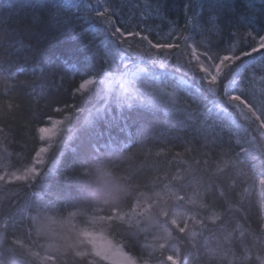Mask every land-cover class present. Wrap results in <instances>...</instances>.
<instances>
[{
  "label": "snow or ice",
  "instance_id": "6c2138e0",
  "mask_svg": "<svg viewBox=\"0 0 264 264\" xmlns=\"http://www.w3.org/2000/svg\"><path fill=\"white\" fill-rule=\"evenodd\" d=\"M229 7L227 0H215V14L201 17L197 38L189 32L196 23L191 3L184 9L193 14L161 35L153 15H167L162 0H145L142 8L139 0H96L85 6L84 19L99 25L91 34L66 14L54 19L76 48L60 54L42 52L39 37L10 33L0 19V81L5 95L19 90L3 112L27 105L34 123L29 131L39 141L30 155L11 153L4 142L9 133L0 126V264H189L193 257L201 264H264V88L257 94L247 86L250 70L254 80L255 68H264V27L226 21L221 12ZM69 70L81 76L70 89L74 102L41 106ZM259 79L264 83V75ZM81 116L74 135L86 160L131 159L137 134L152 122L173 119L192 130L185 153L204 159L175 172L168 161L163 177L159 163L149 166L155 175L142 178L131 169L115 191L98 197L102 206L90 204L80 186V199L65 216L58 205L72 197L52 183L60 157L49 153L53 138ZM241 130L236 152L233 135ZM88 174L82 168L75 179ZM97 174L111 176L99 166ZM252 177L261 188L255 228L237 218L243 210L245 223L251 219L243 203L249 189L239 199L236 192Z\"/></svg>",
  "mask_w": 264,
  "mask_h": 264
},
{
  "label": "trees",
  "instance_id": "16d2710c",
  "mask_svg": "<svg viewBox=\"0 0 264 264\" xmlns=\"http://www.w3.org/2000/svg\"><path fill=\"white\" fill-rule=\"evenodd\" d=\"M96 0H0V19L5 23L4 26L10 33L22 34L28 38L39 37L41 40L42 52H56L57 54L64 52H74L76 50L75 45L66 36L59 33L55 18L63 19L65 14L74 18L77 21V27H83L84 30L92 33L95 27L99 25L90 24L88 20L84 19L85 6L89 3L95 4ZM153 0H148V3H152ZM167 6V15L165 17H158L153 15V21L155 30L160 32L161 35L166 34L173 26V21L184 23L185 16H191L193 12L196 15V23L189 25L190 34L197 36L200 32L203 24V17L205 20L210 15H214L215 11L213 5L215 0H162ZM230 7L225 12L222 11L221 15L226 21L240 23L251 22L257 30L264 27V0H227ZM118 3L131 5L137 3V0H118ZM145 0H139V7H143ZM191 3L194 8L193 12H186L184 5ZM200 5H203L201 8ZM128 9L125 8L127 13ZM145 11H150L145 9ZM38 19L33 20V16ZM231 27V24H229ZM227 33H225V39H227ZM97 43L102 39L101 37L95 38ZM35 42V41H33ZM102 46V45H101ZM21 54H23L22 50ZM256 64H260V58L255 61ZM5 68L8 66L5 65ZM255 79H252L251 70L248 73L247 86L249 91H255L259 94L261 88H264V83L260 82V76L264 75V68H255ZM241 77L237 76L239 80ZM23 79V77H21ZM81 79L80 75L69 70L67 76L64 78L63 83H60V78L57 77V87L54 88L48 97L47 101H41V106L46 102L52 103L55 107L54 101L67 102L69 104L74 101L70 95V89L76 85ZM119 87L118 85L116 86ZM18 89L4 94L3 81H0V126L5 127V132L9 135L4 141L8 146V151L11 153H23L30 155L33 147L39 143L38 136L34 131H29L30 127H34L31 115L28 111L27 105L24 110L17 113L5 114L3 112L5 102L15 96ZM100 90L97 89V99L100 98ZM166 101L161 98L159 103L163 104ZM19 103V101H17ZM100 106V105H98ZM86 115V114H85ZM54 118H62L54 115ZM84 117H76L72 123L66 124L64 129L58 134V137L53 138V148L50 150L49 155L59 156V162L57 167L58 172H55V179L52 181L57 187L62 188L66 193L70 194L72 199L62 201L58 208L61 209L63 215H67L68 211L73 210L71 205L76 203L80 197L77 195L80 186L84 189L83 196L87 197L90 204L103 205L102 194L106 191H115L120 184H122V177L129 174L131 169H135L137 174L142 178L147 175H155V172L149 167L153 163H159L162 166L160 171L161 177L164 175L163 168H167L168 161H172L171 170L175 172L177 167L186 168L188 164L195 166L197 160L203 161V157L199 156L195 151L185 153V141L191 139L192 130L184 129L180 119H173L172 121H158L152 122L148 130L141 136L137 134L136 142L129 149L130 153H133L131 159H124L123 157H109L102 155L99 157H92L85 159V151L82 149L80 139L75 138L76 123L78 120H83ZM133 119H136L135 114ZM145 119H150L145 117ZM9 125L11 127H9ZM71 128L72 131H68ZM136 132V126L132 129ZM3 136V133H0ZM244 133L241 130L239 135L234 132L233 135V147L236 152H239V147L236 146V140L243 138ZM143 145V148H142ZM150 152L148 156L146 153ZM159 153V155H157ZM176 153H181L179 157L173 160ZM129 153H124L127 156ZM183 161H187L184 164ZM11 162L15 164L17 158L13 156ZM47 162V156H46ZM105 168L111 172V176H99L97 174V167ZM214 166V163H213ZM87 169L88 175L82 176L79 182L75 179V174H78L81 170ZM251 175V174H250ZM73 177L69 180L68 177ZM256 183L253 186V181ZM249 189V193L246 199L243 201L244 206L248 209L251 219L248 223H245L242 217L245 212L241 210L238 213L237 218L241 224L245 227L255 228L256 225L253 221L256 219L259 208L261 188L258 183V177H252L248 179L247 183L242 187L237 188L236 199H239L240 192L243 189ZM239 207V205H237ZM79 223L80 221H75ZM229 229L235 227V223L228 224ZM238 235V233H237ZM119 239V237H117ZM251 239V238H250ZM143 237H141V243H143ZM214 243V242H213ZM202 254V253H201ZM70 257L71 252L65 254ZM255 256L256 253L254 252ZM147 258V253H145ZM189 264H201L197 257H193Z\"/></svg>",
  "mask_w": 264,
  "mask_h": 264
}]
</instances>
